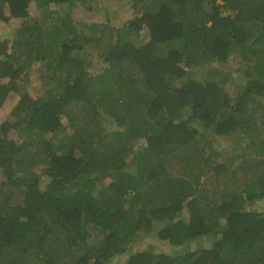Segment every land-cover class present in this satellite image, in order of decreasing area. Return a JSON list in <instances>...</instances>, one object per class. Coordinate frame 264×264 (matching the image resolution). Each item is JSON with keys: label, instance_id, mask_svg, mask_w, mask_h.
Returning <instances> with one entry per match:
<instances>
[{"label": "trees", "instance_id": "16d2710c", "mask_svg": "<svg viewBox=\"0 0 264 264\" xmlns=\"http://www.w3.org/2000/svg\"><path fill=\"white\" fill-rule=\"evenodd\" d=\"M96 1L0 0V20L22 22L11 37L14 60L40 64L46 84L45 95L33 97L27 69L0 62V105L19 95L15 119L0 127V212L26 208L19 226H0V264H109L140 235L172 251L136 249L124 264H264V212L247 207L264 199V0H133L138 15L104 43L108 24L93 23L92 37L61 10L73 2L96 10ZM33 5L42 7L47 28L29 26ZM93 42L106 64L89 77L93 63L79 52ZM249 50L262 52L242 68L245 82L232 95L234 76L222 65ZM190 68L201 78L184 73ZM83 110L98 130L58 145L42 137L62 132L63 117L78 130ZM109 118L123 130L106 141ZM11 129L28 131L29 139L15 142ZM142 138L132 155L122 145ZM184 149L181 160L201 169L195 182L167 172V160ZM240 164L246 181L234 191L227 186ZM42 165L50 181L34 202Z\"/></svg>", "mask_w": 264, "mask_h": 264}, {"label": "rangeland", "instance_id": "374dc122", "mask_svg": "<svg viewBox=\"0 0 264 264\" xmlns=\"http://www.w3.org/2000/svg\"><path fill=\"white\" fill-rule=\"evenodd\" d=\"M133 0H98L94 3L95 6H97L96 10H88L86 9L85 5H78L77 3H71L69 6L68 5H63L62 11H71L74 21L78 25V28L80 30H83L85 32H88V34L92 37H94L95 32L93 28V23H96L100 25L101 23H106L108 24L104 30L101 33V40L102 42H108L110 40H115L116 38V29L126 27L131 20H133L137 15L138 12H136L135 8L132 6ZM43 9L40 7L39 9H35V6L33 5V10L32 14L30 16L29 20V26L35 27L37 29H44L48 27V24L45 25L43 23ZM35 17V18H34ZM21 21L20 20H11L10 23H6L2 20H0V62L1 63H6L8 66H13L17 67L19 65H23L27 71L29 72L27 74V83L26 84V89L28 92L31 94L33 97H39L43 96L46 93V84L44 81H42L39 78V70H40V64H35L34 67L29 68L28 61H20L16 62L14 60L15 57V50L14 44L12 42V33L16 31L17 28H20L21 26ZM261 30L257 28V34ZM148 32L147 31H142L140 36L143 37V40L147 41L148 39ZM103 36V38H102ZM134 39L140 38L139 36L133 37ZM255 37L250 38V40L253 41ZM252 41L249 43V45L255 46ZM101 43L98 45L93 42L91 44H86L84 47V50H81L79 53H81V57L86 55V58L88 60H91L93 64L92 66L89 67L88 72H89V77L96 76L97 74L103 73V70L105 69V60L101 55L102 48L100 47ZM77 51L74 52V54ZM262 52V51H261ZM260 51L257 53H253L251 50L248 51L247 55H242L244 56L243 60H240L239 55H235L233 58H231L225 65H222L224 71H231L232 75L234 76V82L233 84H230L228 89L231 91V94L234 95L236 92V89L239 87L240 84L245 82V78L242 75V68H246L247 66L253 65L255 61L260 56ZM24 58V57H23ZM248 60V61H247ZM0 63V64H1ZM216 66L218 64H215ZM124 67L126 69H132L129 64H125ZM124 73H127V75L130 74L128 71H124ZM188 76L196 79H200V72L197 69H187V71L184 72ZM56 75L58 76H64L65 73L63 71H56ZM26 79V78H25ZM3 82L7 80L6 77L1 78ZM19 100V95L15 92H11L6 100L0 105V127L1 124L10 119L14 120L15 118L12 116V111L14 106L16 105L17 101ZM102 110V109H101ZM264 113V110H259V115ZM89 115V112L87 111H80L78 117L75 120V123L77 125L78 130L74 131L72 130V121L68 117H63L64 125L62 132H58L55 134L49 133V134H43L42 137L44 139H50L53 141L54 144L58 145V142L70 135L74 134H82L85 131L86 132H93L98 130V125L96 123H90L88 120H85V118ZM110 120V127L107 126L108 124L105 123V134L107 135V138L105 139L106 141H111V138H113L112 133L117 131V130H123L120 126H118L117 121L113 118H109ZM104 131V130H103ZM102 131V132H103ZM28 131L26 130H21V129H11L8 130L7 134L8 137L15 142H24L28 140ZM3 135L1 129H0V137ZM77 138L76 136L74 138H70L67 140L68 143H72L75 141ZM125 140V139H124ZM122 140V142L124 141ZM127 141V140H126ZM229 141L228 146H231L233 144L232 140H227ZM103 142V141H102ZM146 143L145 139H140V140H133L130 142H126L122 145L125 146L127 151L129 150V153L132 155L133 151H136L138 148L143 147L144 144ZM116 143H114L115 145ZM97 145L95 144L94 148H96ZM132 148V150H131ZM187 149V148H186ZM184 149L183 151H179V156H174L172 159H168L167 162V172L169 175L174 176V175H183V178H185L187 181L192 182L193 178L198 176V173H201L200 167L197 165L196 162L188 161V160H181V155L186 151ZM233 151V152H232ZM32 152V150H31ZM79 150H76V154L79 155ZM232 154H243V151L240 149H237V153L234 152L233 149H230V153ZM248 153V152H247ZM254 156H257L258 154L253 151ZM127 157L128 155L125 154ZM125 156V157H126ZM247 156L250 157V154H247ZM131 156L128 158L130 159ZM27 162V161H26ZM152 165H155V162L151 160ZM240 167L237 169V174L234 175V177L231 179L229 187L231 190H238L239 186L243 184L244 181H246L244 175H243V169L244 166L242 164L239 165ZM47 167V165H42L40 167H37L36 170L39 171V174L42 175V183L40 184V187L37 191L34 192V194L30 195V200L37 202L40 200V195L44 192L46 185L49 183L50 178L43 173L44 168ZM155 169V168H154ZM3 179L2 176V168L0 166V184ZM108 180V178H106ZM204 186L206 184V179L204 180ZM202 186V187H204ZM214 188L208 187L206 191L212 192ZM142 197H146L148 190H142ZM158 196H154L153 199L155 200V204H160L162 203L159 199ZM249 209L254 208L257 209L258 211L264 212V199L255 202L254 204H248L247 206ZM26 211V208H12V209H7L5 211L0 212V226L1 228L6 227V226H19V224L22 222L25 218L24 212ZM6 225V226H5ZM198 241H194L191 244L190 249H195V247L198 245ZM207 245H209V242L205 241ZM126 248V252L122 254L120 259H114L111 261L109 264H124L125 259L128 257L129 252L133 250H143L150 248L153 251H162V252H171L172 251V246L168 245L166 242L161 241L159 239L153 238L149 235H140L139 237L136 238L134 242H129L124 245ZM180 249V248H179ZM173 252H176V249L173 248Z\"/></svg>", "mask_w": 264, "mask_h": 264}, {"label": "clouds", "instance_id": "9594fccd", "mask_svg": "<svg viewBox=\"0 0 264 264\" xmlns=\"http://www.w3.org/2000/svg\"><path fill=\"white\" fill-rule=\"evenodd\" d=\"M63 124H64V121H63ZM65 126V125H64Z\"/></svg>", "mask_w": 264, "mask_h": 264}]
</instances>
